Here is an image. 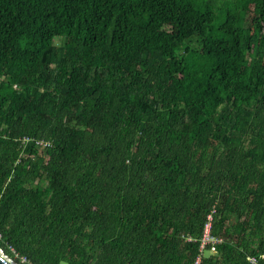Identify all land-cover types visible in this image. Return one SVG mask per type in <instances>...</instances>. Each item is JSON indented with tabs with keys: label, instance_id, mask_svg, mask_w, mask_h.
I'll return each mask as SVG.
<instances>
[{
	"label": "trees",
	"instance_id": "trees-1",
	"mask_svg": "<svg viewBox=\"0 0 264 264\" xmlns=\"http://www.w3.org/2000/svg\"><path fill=\"white\" fill-rule=\"evenodd\" d=\"M0 250L264 264V0H0Z\"/></svg>",
	"mask_w": 264,
	"mask_h": 264
},
{
	"label": "built area",
	"instance_id": "built-area-1",
	"mask_svg": "<svg viewBox=\"0 0 264 264\" xmlns=\"http://www.w3.org/2000/svg\"><path fill=\"white\" fill-rule=\"evenodd\" d=\"M211 220V217H208ZM211 222V221H210ZM212 242V238L210 236V223H208L205 227V231L201 240V249L205 247L207 244Z\"/></svg>",
	"mask_w": 264,
	"mask_h": 264
},
{
	"label": "rangeland",
	"instance_id": "rangeland-1",
	"mask_svg": "<svg viewBox=\"0 0 264 264\" xmlns=\"http://www.w3.org/2000/svg\"><path fill=\"white\" fill-rule=\"evenodd\" d=\"M250 17H251V15H250ZM37 145L38 146H46V143L45 144H43V143H37ZM207 220H208V222H210L211 220H209V218L207 217ZM12 252H13V250H12ZM14 253V252H13ZM0 254L2 255V256H4L10 263H12V264H24V263H26V260L24 259V258H21V263H16L14 260H10L7 256H5V254L3 253V251H1L0 250Z\"/></svg>",
	"mask_w": 264,
	"mask_h": 264
},
{
	"label": "water",
	"instance_id": "water-1",
	"mask_svg": "<svg viewBox=\"0 0 264 264\" xmlns=\"http://www.w3.org/2000/svg\"><path fill=\"white\" fill-rule=\"evenodd\" d=\"M0 264H12L4 256L0 254Z\"/></svg>",
	"mask_w": 264,
	"mask_h": 264
}]
</instances>
